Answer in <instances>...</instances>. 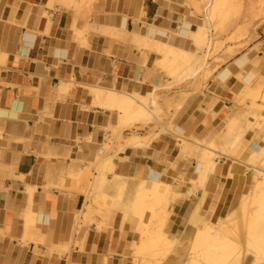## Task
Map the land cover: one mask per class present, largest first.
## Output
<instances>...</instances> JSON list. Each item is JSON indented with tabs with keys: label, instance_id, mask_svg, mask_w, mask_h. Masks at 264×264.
<instances>
[{
	"label": "crops",
	"instance_id": "obj_1",
	"mask_svg": "<svg viewBox=\"0 0 264 264\" xmlns=\"http://www.w3.org/2000/svg\"><path fill=\"white\" fill-rule=\"evenodd\" d=\"M75 1L78 6L67 0H0V264H141L133 256L142 239L140 219L127 216L142 181L176 188L165 231L179 238L199 205L204 223L228 215L234 198L254 184L251 153L264 149V90L255 102L244 98L264 88L261 31V51L239 52L218 66L201 95L185 98L178 125L169 123L177 138L165 134L148 148H129L132 134L113 150L119 140L107 138L110 126L126 130L142 123L126 126L118 109L99 102L95 91L156 95L166 81L162 73L169 72L158 50L145 44L197 53L192 39L178 33L186 24L193 33L199 9L192 0ZM253 50L258 57L251 65L246 57ZM226 71L233 76L220 84L217 77ZM247 74L251 90L241 84ZM166 96L174 104L180 99L177 91ZM233 125L234 136L244 137L241 151L231 157L218 150L209 182L191 194L192 170H205L203 157L194 148L196 162L182 154L178 138L208 142L229 135ZM108 150L113 151L107 155ZM252 159L259 161L257 155ZM103 202L115 207L108 221L98 216Z\"/></svg>",
	"mask_w": 264,
	"mask_h": 264
},
{
	"label": "rangeland",
	"instance_id": "obj_2",
	"mask_svg": "<svg viewBox=\"0 0 264 264\" xmlns=\"http://www.w3.org/2000/svg\"><path fill=\"white\" fill-rule=\"evenodd\" d=\"M190 2H191V0H189V3ZM192 2L194 4V6H197V8L199 9V12L195 14V18H193V20L199 21V25L204 24L203 26L204 27L206 26L205 29L207 31V38H206L207 41H206L205 45L201 47L202 53H199L197 51L199 56H201V57L205 56V58H202V60H201L202 66H201L200 71L199 70H197V71L192 70L191 71L189 69L178 68V67L177 68L175 67L176 69L174 67L169 68L170 66L167 65L168 69L172 70V72L175 74V76L173 75L171 77L172 78L171 79L170 77H168L162 73L163 77L166 78V81L162 82V84L160 85V89L156 92V100H157V103L160 107L161 111L159 113L161 115L160 114L157 115L158 112H156V113L154 112V114H153L154 116L150 117L151 122H149V124L146 125L141 121L143 124H141L138 127L131 128V129L125 130L124 128L120 127L119 125L116 128H113L112 126H110L108 128V130H106V133H108L107 138H109V136L112 135V136H110V139L113 140V138H114L117 141L119 140V142H117L115 144L113 150L119 149L120 146L125 143L124 140L126 139V137H130L132 134H139L144 138L147 137V139H148L153 135H156L158 133H162L163 132L162 130L165 127L169 128L170 122H174L173 124L178 125V119H179L180 114L184 108V104H183L184 98H187V97H185V95H187V96L189 95L188 97H191L190 95L192 93H193V95L195 94V96L201 95V93L205 89H207L208 82L210 81V80L207 81L205 79L207 74L212 73V78H213L215 71L218 68V66L227 62V60H230L231 58L236 57L237 56L236 54H238L239 52L243 53L244 51H248L249 49L254 48V47H256L255 49H258L259 51H261L259 45H257L256 42L259 40V34L261 33V31L264 32V20H263L264 19V10H263L264 9V0H192ZM187 10H188V8H187ZM256 17H258V19ZM229 48H230V51L228 50ZM232 54H233V56H232ZM203 59H204V61H203ZM164 65L165 64H163V69L164 68L167 69V66L164 67ZM166 69H164V70H166ZM168 69L166 71H170ZM178 69H181V71H179ZM192 73H194L195 77L193 76ZM198 78L199 79L201 78V79L199 80ZM169 79H171V82H167V80H169ZM169 83H170V85H168ZM165 87H166V89H165ZM172 91L178 92L177 97H179L181 94H184L183 96H180V97H183V101L180 100L181 101L180 102L178 100L179 103L176 101V103L174 104L173 99L169 98V96H166V95H169V93H171ZM180 91H185V92H180ZM244 98H247V97H244ZM251 98L249 97V99H251ZM251 100H253V99H251ZM255 101H257V100H254V102ZM180 103H182V105ZM178 104H180L181 106H178ZM263 109H264V107H263ZM255 115H257V114H255ZM152 119L155 120V122L152 121ZM156 120H159V122L158 121L156 122ZM247 122L246 123L244 122V124H247ZM126 126L131 127L133 125H130V126L126 125ZM236 127H237L236 125L231 126L230 131L234 132V129H236ZM240 130L242 132H244L243 130H245V128L240 129ZM236 132L234 134H236ZM242 139H244V137L241 135V140L236 142V144H238L240 142L239 144H241V145L238 148H235L232 150V152H234L233 154L228 155V154H225V152H223L222 150H220V151L224 155L235 157L242 149V142H243ZM188 140L194 141V142H202V143H206L207 141L202 140L199 137H195L192 135H185L184 138L180 139V140L178 138V140H177L178 143L182 145V147L178 148V149H180V150L182 149L181 150L182 154L188 156L189 159H193L194 162H196L197 160H196V157H194V155H195L194 150L189 149L186 146L187 142H189ZM89 142H91V141L89 140ZM109 143L112 144L113 141H110ZM235 146L236 145H234L232 148H234ZM100 148H101V146H99V149ZM246 149L247 148L244 149V147H243V151ZM112 151L108 150V151H106V154L109 155ZM260 152H261V150H260ZM263 154L261 153L260 156L262 157ZM263 165H264V162H263ZM263 165H261L262 167L260 166L261 168L258 167L262 172H264V166ZM89 170L91 172L92 168H90ZM97 173H98L97 174L98 176L96 178V183L94 184V186L92 188V192H91L92 195H95V196L97 193H100L99 188H98V184L100 181V171H97ZM261 177L264 179V175ZM92 178H93V175H91V174H89L88 178L85 177L86 189H85L84 193H86V195L91 190L92 184H90L89 181ZM104 186H105L104 180H102L101 189ZM252 186L250 187V189L252 188ZM192 187H193V190L191 191V194L196 192L197 189L204 188V185L198 183V184H192ZM140 188H141V186H140ZM176 192H177V190L175 191V194L170 195L168 197V200L170 199V201L167 200L164 203L162 202V203H157V204H150L149 207L145 211H142L143 213L136 210V212L138 214L137 217H139L138 219H140V225H141L140 226L141 231L139 232V234H140V238H142V239H141L140 244L144 240H146V238H149V236H150V239H152V237L159 235L160 232L162 231V229L165 231L166 226H167V222L169 221V219L171 217V211H172V210L168 211V213H167L166 209H167L169 204L173 205L175 203L174 199L177 197ZM107 203H109V202H107ZM97 205H98L99 210H100V212L98 213L100 215H98V216L103 218L104 221H108L110 219V214H111L113 208H115V207H113V206L108 207L107 205L105 206L104 202L98 203ZM249 210H250L249 211L250 215L255 214V212L257 214V211H258L255 206L250 207ZM144 212L147 214H144ZM201 212H202V208L200 209V213ZM255 216H253V217H255ZM234 218L235 217L232 218V216H228L226 220L233 219L234 220L233 223H235V220L238 219V217L235 219ZM221 219H219L220 221L218 220V222H216L214 224H220V222L223 221ZM165 221H167V222H165ZM208 223H210V222H208ZM238 223H240V222H238ZM205 224L206 223L202 222L196 228L197 231H201V230L205 229ZM210 224H213V223H210ZM263 225H264V223H263ZM237 229H239L240 231H243L239 227ZM233 230L235 231L236 229H233ZM244 233H245V231H243V233H240V235H238V237L235 234V232L233 234L229 235V237L232 241L231 243L232 244L234 243L233 245H235V247L233 246L234 251L230 253L227 250V256H226V253L224 255V252L222 253V251H221V250H224V248L216 250V252L218 253V259H217L218 263L209 262L207 260V255L209 252L206 249V247L205 246L202 247L201 245H198V243L196 241L192 240V237H185L184 239L179 241L178 238H175L168 233L167 234L170 237H172L171 239H169L168 242H165V243L162 242V243H159L158 245H156L154 247L149 248L150 250H146V252L144 253L143 256H139L136 254V251L138 250V248L136 250V247L134 246L135 252L133 253V256L138 258L140 260L141 264H145V263L146 264H168L169 259L167 258V256L166 257H159V256H155V254H154V252L156 251L155 249L161 248L160 247V244H161L163 246L171 245L170 247L167 248V250H168V252L171 253V255L176 256V259H178L179 264H191L190 262L193 260L199 264H230V263L246 264L245 261L242 262V259H243L242 257H245L246 254L245 255L241 254V255H244V256H241L239 251L242 249L241 252L243 251L244 253H246V251H244V250H248V249L252 250V249L246 248V247L244 248V246H245L244 245V243H245L244 239L246 236L245 235L246 233L245 234ZM253 235L255 236L256 242L259 245V243L261 241L260 236L258 234H253ZM145 236H148V237L144 238ZM143 238H144V240H143ZM238 238H240V239L238 240ZM171 240H172V242H170ZM240 242H242V243H240ZM140 244L138 246H140ZM241 244H242V246H241ZM230 247H232V246H230ZM230 247L228 246V248L226 247V249L230 250L231 249ZM233 248H232V250H233ZM235 248L237 250H239L238 254L241 256V258H239V259L237 257L239 255L236 254L237 252L234 253L235 251H237V250H235ZM151 251H154V252H151ZM251 252L253 253L252 257L255 260L257 259L256 264L264 263V260L262 259L263 257H261L259 254L254 253L253 250ZM220 254H222L221 255L222 258L220 256ZM230 254L233 255L232 257L234 259H235V254H236V262L232 257L231 258L229 257ZM224 256H226V257H224ZM142 257H143V259H142ZM156 257H159V258H156ZM230 259H232L234 261L231 260V262H230ZM237 259H238V261H237Z\"/></svg>",
	"mask_w": 264,
	"mask_h": 264
},
{
	"label": "bare ground",
	"instance_id": "obj_3",
	"mask_svg": "<svg viewBox=\"0 0 264 264\" xmlns=\"http://www.w3.org/2000/svg\"><path fill=\"white\" fill-rule=\"evenodd\" d=\"M67 2L69 3V5H71V4L77 5V6L79 5V3L76 4L75 0H67ZM82 2L84 3V1H82ZM90 2H92V1H90ZM195 7H197V6H195ZM256 18L258 19V17H256ZM203 25L204 24L198 25L196 27V29H194L193 33L190 35V26L186 24V25H184L183 28H181L180 32L178 33L180 36L189 37V39L191 38L199 53H202L201 47L204 46L206 41H207L206 40L207 31L205 29L206 26L204 27ZM144 48H147V50L148 49L158 50L160 55H162V61H161L160 65L162 64L161 66H163V64H165L164 67L168 65V66H170L169 68H172V67L177 68L178 67V68L189 69L191 71L192 70H196V71L199 70L200 71L201 66H202L201 60H202V58H205V56L204 57L199 56L198 53L185 52L182 50H178V49L169 47L167 45L154 43V42L149 41V40L146 42ZM228 50L230 51V48ZM232 56H233V54H232ZM255 56L258 57V52L254 51V50L251 51L250 54L247 55V57H246V62L250 63ZM254 60L256 61V58ZM203 61H204V59H203ZM251 63H253V62H251ZM240 64L243 66V63H240ZM244 64H246V63H244ZM168 66H167V69H168ZM164 69H166V68H164ZM168 70H170V69H168ZM178 70L181 71V69H178ZM168 72H169L170 78L173 75L175 76V74L172 72V70H170ZM192 74L194 76V73H192ZM232 76H233V73L231 71H226V72L222 73L221 75H219L217 77V80L220 82V84H225L226 82H228V80L230 78H232ZM205 79L207 81L211 80L212 79V73L207 74ZM252 80H253L252 75L247 74L245 77L242 78L241 84L244 85V87L249 90L251 88ZM165 89H166V87H165ZM263 90H264V88H260V90H258L254 94H252L251 95L252 98L251 97L250 98L253 100H258L261 97L260 94L263 92ZM95 93H96V96H97L99 102L101 100H104L106 103H108V105H111V107L113 109L114 108L118 109L117 111H119L120 115H123V116H121L122 120L125 122L126 125H129V126L132 125L133 123H136V122L138 123L141 121L147 125V124H149V122H151L150 117L154 116L153 115L154 112L155 113L158 112L157 113V115H158V114H160L159 112L161 111L160 107L157 103V100H156V95H154V94H148L146 96H139V95H132V94H121V93H117V92L112 91V90H110V91L108 90V92H106L105 90H97V91H95ZM242 93L249 94L248 92H242ZM183 95L184 94H181L180 96H183ZM188 96L185 95V97H188ZM190 96H192V94ZM193 96H195V94ZM249 96H250V94H249ZM249 96L247 95L246 97L249 98ZM238 97L240 99H242L244 96H241V97L238 96ZM262 97H264V95ZM180 100L183 101V97H180L179 101ZM263 100H264V98H262V101ZM179 101L177 100L178 103H179ZM184 101H185V98H184ZM180 104L182 105V103H180ZM180 104H178V106H181ZM183 104H184V102H183ZM159 120H156V122L157 121L159 122ZM152 121L155 122V120H153V119H152ZM166 128L167 127H165L162 130L163 131L162 133L153 135L148 139H147V137L144 138V137L140 136L139 134H133L130 137V139L127 141L126 146L129 148H132V147H134V148H146L147 147L148 148L150 143L153 140H155V139H157V138H159L165 134L168 136L174 135L173 138L178 137L175 135L174 127L172 126V124L169 125V128H167V129ZM228 134L229 135H226V137H228V138H226L225 135L222 136V134H221V136L219 135L218 137H215V139L209 140L206 143L195 142L194 143L195 147L194 146L191 147V145L188 146L189 148L190 147L192 149L194 148V150L197 149V151L202 154L201 156L203 157V164L205 166V170L202 173L196 172L195 169L193 168L192 176H191V178H192L191 181L193 182V184L199 183V184H203L205 187L207 185V182H209L208 181L209 175L213 173V171L216 167V163L214 161L216 158L215 153L218 150H222L223 152H225V154L230 155L231 154L230 148H232L234 145H237L236 142L241 140L240 138H238V136H234L232 131L229 132ZM217 143H219L220 145H218ZM261 153L262 154L264 153L263 148H261L260 153L259 152L258 153H256V152L251 153L250 158L248 160L249 163L252 164V166H254L253 167V173L255 175V179H254V184H253L252 188L247 193L238 194L234 198L233 203L229 209L228 215H226L225 218L221 219L223 221H221L220 224L206 223L205 229H203L201 231H197L196 228L203 222V218L200 216V213H199V209L201 207L199 205V206H197V211L195 213L193 212L194 214L191 215L192 217L188 223V226L185 228L183 235L178 238L180 241V240L184 239L185 237H192V240L196 241L198 243V245H201L202 247L205 246L209 252L207 255V260L211 263H218V260H217L218 259V253L216 252V250L224 248V250H221V251H222V253L224 252V255L226 253V256H227V250L230 253L233 252L234 251L233 246L235 247V245H233L234 243L233 244L231 243L232 241H231L229 235H231L235 232V234L238 237V235H240V233H243V231H245V233H246V234L244 233L246 235L245 239H244V241H245L244 248L245 247L251 248L254 253L259 254L261 257H263L262 259L264 260V225H263V223H264L263 222L264 221V179L261 177L264 175V172H262L259 168H257V167H260L261 165H263V162H264V154L261 157L260 156ZM252 155H254V156L257 155V158L259 159V161L254 162L252 159ZM113 158H115V157L112 156V157H110L104 161V168L105 169H110L109 167H111V164L113 162ZM241 166H244V165H241ZM140 185H141V188L139 190L138 197H136L137 201H135V204L131 208V212L127 216L129 221H130V219L132 220L133 218H135L134 217L135 215L136 216L138 215L136 210L142 212V211H145L149 207L150 204H157V203H162V202L164 203L165 201L168 200V197L170 195L175 194V191H176V188L173 185H167V184L165 185L162 182H160V180H152V179L148 180L147 179V180L142 181ZM168 201H170V199ZM252 206H255L257 208V210H258L257 214L258 215L256 214V212H255V214H251L252 216L250 215L249 209ZM171 210H172V204H169L166 211L168 213V211H171ZM144 214H147V213L144 212ZM228 216H232V218L238 217V219H236L235 223H233L234 222L233 219L226 220ZM253 216H255V217H253ZM165 222H167V221H165ZM238 222H240V223H238ZM238 227L243 231H240L239 229H237ZM233 229H236V230L234 231ZM253 234H258L260 236L261 241H260L259 245L256 242L255 236ZM146 237H148V236H145L144 238H146ZM144 238H143V240H144ZM171 238L172 237H170L166 233V231H164L162 229V231L160 232L159 235L152 237V239H150V236H149V238H146V240H144L140 244V246H138L137 255L143 256L144 253L146 252V250H150L149 248L154 247V246H156L162 242H164V243L168 242L169 239H171ZM239 239L240 238H238V240ZM170 242H172V240ZM240 243H242V242H240ZM170 246L171 245L163 246L160 244V247H161L160 249H155L156 250L155 252L154 251H151V252H154L155 256H159V257H166L167 256V258L169 259L168 264H179L178 259H176V256L171 255V253L168 252L167 248ZM228 246L229 247L232 246V247H230L231 248L230 250L226 249V247L228 248ZM241 246H242V244H241ZM232 248H233V250H232ZM235 250H237V249L235 248ZM241 250L240 251L237 250L234 253L237 252L236 254H238L240 252V255L246 254L245 257H242L243 258L242 262L245 261L246 264H256L257 259L255 260L252 257L253 256V253L251 252L252 250H250V249L244 250V251H246V253H244L243 251L241 252ZM236 254H235V259L232 257L233 256L232 254H230L231 256L229 255V257L230 258L232 257L235 260V262H236ZM221 255L222 254H220V256ZM244 255H241V256H244ZM226 256H224V257H226ZM239 256H237L238 259L241 258V256L240 257ZM159 257H156V258H159ZM221 258H222V256H221ZM142 259H143V257H142ZM238 259H237V261H238ZM231 260L232 259H230V262H231ZM234 260H232V261H234ZM190 263L191 264H199L194 260L191 261ZM230 264H235V263H230ZM262 264H264V263H262Z\"/></svg>",
	"mask_w": 264,
	"mask_h": 264
}]
</instances>
